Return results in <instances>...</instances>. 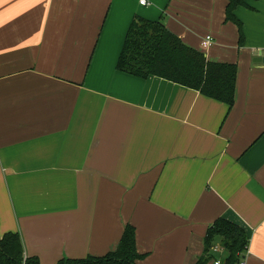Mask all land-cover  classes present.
I'll use <instances>...</instances> for the list:
<instances>
[{"label":"crops","instance_id":"1","mask_svg":"<svg viewBox=\"0 0 264 264\" xmlns=\"http://www.w3.org/2000/svg\"><path fill=\"white\" fill-rule=\"evenodd\" d=\"M147 1L0 0V236L58 264L133 225L139 264H197L222 218L249 237L241 264H264V0L235 10L243 45L228 0ZM136 17L236 64L233 107L119 72Z\"/></svg>","mask_w":264,"mask_h":264},{"label":"trees","instance_id":"2","mask_svg":"<svg viewBox=\"0 0 264 264\" xmlns=\"http://www.w3.org/2000/svg\"><path fill=\"white\" fill-rule=\"evenodd\" d=\"M246 0H228L226 21L237 24L240 45L244 44L241 22L235 16ZM117 70L140 79L160 78L200 92L205 97L222 102L231 109L235 103L238 67L236 64L210 62L206 55L186 45L163 21L136 17L128 31ZM224 246L228 255L225 264H241L249 247L246 231L226 219H218L208 229L205 251L197 264L212 259V249ZM146 255L140 254L136 229L127 225L118 248L103 257L83 260H61L58 264H139ZM0 264H40L38 258L26 257L22 237L18 233L0 236Z\"/></svg>","mask_w":264,"mask_h":264},{"label":"built area","instance_id":"3","mask_svg":"<svg viewBox=\"0 0 264 264\" xmlns=\"http://www.w3.org/2000/svg\"><path fill=\"white\" fill-rule=\"evenodd\" d=\"M140 3H141V5H143V6L149 5L147 0H140ZM213 41H214V39H213V37H212L211 35L206 36V37L203 39V41H202V48H203V49H208V48L212 45ZM221 249H222V248H221L220 246L217 245V246H215L212 250H213V252L217 253V252H219ZM215 264H221V262H220V261H216Z\"/></svg>","mask_w":264,"mask_h":264},{"label":"rangeland","instance_id":"4","mask_svg":"<svg viewBox=\"0 0 264 264\" xmlns=\"http://www.w3.org/2000/svg\"><path fill=\"white\" fill-rule=\"evenodd\" d=\"M223 252H225V253H213V257H217V258H220V260L222 261V262H225V259H226V257H227V255H228V253H227V251L226 250H224Z\"/></svg>","mask_w":264,"mask_h":264},{"label":"water","instance_id":"5","mask_svg":"<svg viewBox=\"0 0 264 264\" xmlns=\"http://www.w3.org/2000/svg\"><path fill=\"white\" fill-rule=\"evenodd\" d=\"M256 60L259 62H264V57L261 56V57L257 58Z\"/></svg>","mask_w":264,"mask_h":264}]
</instances>
